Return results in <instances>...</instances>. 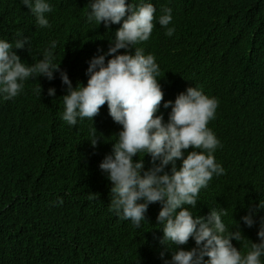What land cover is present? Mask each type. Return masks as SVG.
I'll return each mask as SVG.
<instances>
[{
	"label": "clouds",
	"instance_id": "9594fccd",
	"mask_svg": "<svg viewBox=\"0 0 264 264\" xmlns=\"http://www.w3.org/2000/svg\"><path fill=\"white\" fill-rule=\"evenodd\" d=\"M182 1L87 0L85 22L110 29L111 36L87 61L85 82L74 85L85 54L78 61L71 56L72 31L54 17L56 1L0 0V115L9 116L25 91L41 88H48L49 97L64 89L53 120L65 129L79 119L92 121L105 105L115 123L113 130L102 129L111 147L96 146L103 136L91 126L84 151L95 191L85 198L99 196L120 224L157 246L145 256L147 264H264V174L252 183L243 178L244 152L214 151L219 141L210 129L216 99L241 93L213 69L203 83L220 77L219 88L206 89L215 96L193 81L164 88L154 56L139 43L156 24L172 35L171 9ZM184 44L193 46L194 39ZM233 72L240 73L239 67ZM137 153L146 157L144 164L133 159ZM65 191L30 188V197L0 209V255L11 254L7 240L19 233L30 253L58 264L67 252L85 248L105 249L114 261L131 263L126 253H136L134 244H123L104 226L94 228V212L77 208L74 192Z\"/></svg>",
	"mask_w": 264,
	"mask_h": 264
},
{
	"label": "trees",
	"instance_id": "16d2710c",
	"mask_svg": "<svg viewBox=\"0 0 264 264\" xmlns=\"http://www.w3.org/2000/svg\"><path fill=\"white\" fill-rule=\"evenodd\" d=\"M55 1L53 15L67 31H72L69 50L76 61L88 52L96 55L97 47L105 49L111 30L85 22L87 0ZM197 2L194 14L181 6L173 7L171 11L178 19L188 24L177 37H168L156 24L144 51L154 56L159 67L156 79L164 88L193 81L201 91L215 96L214 91L203 88L204 79L214 70L224 76V84H231L236 93H241L232 98L220 96L210 129L219 141L214 151L244 152L241 174L252 183L255 175L264 174V0ZM203 7L210 8L199 11ZM186 38L194 39L193 46L184 44ZM236 67L240 73L233 72ZM85 69L79 70L74 85L85 82ZM47 89L25 91L9 116L0 115V209L15 205L22 197H30L26 193L30 188L49 187L64 192L71 189L78 200L77 208L94 212L95 222L101 220L108 233L113 231L123 244H134L136 253L130 256L129 251L126 253L129 264H147L145 256L155 252L157 246H147L148 238L141 242L134 230L120 224L112 217L114 211L99 196L85 198V194H92L95 189L84 151L85 145H89L91 126L103 136L96 146L108 150L111 147L107 146L110 143L104 140L102 132V129L113 130L110 124H105L112 121L106 106H100L92 121L79 119L72 129H65L53 120L56 105L60 111L64 89H56L52 97L46 95ZM248 147L250 150H246ZM240 148L245 150H237ZM133 159H142L143 164L147 160L140 153ZM55 196L68 203L63 193ZM218 197H223L221 192ZM76 204L71 202V206ZM245 210L246 207L233 220L240 221ZM25 242L19 233L8 239L12 252L8 256L0 255V264L59 263L58 259H43L37 253H30ZM65 252L60 256H65ZM67 254L64 264H120L105 249L98 253L85 248L81 253Z\"/></svg>",
	"mask_w": 264,
	"mask_h": 264
},
{
	"label": "bare ground",
	"instance_id": "6f19581e",
	"mask_svg": "<svg viewBox=\"0 0 264 264\" xmlns=\"http://www.w3.org/2000/svg\"><path fill=\"white\" fill-rule=\"evenodd\" d=\"M198 2H197V0H183L182 1V3H181V7L182 6H189L190 8H189V12L190 13H196V6H198ZM210 7H203V8H201L199 11H201V10H208ZM153 14H161V12L160 13H158V12H154ZM171 17H172V19H171V21H170V23H169V25L167 26V27H172L173 29H174V31H173V33H172V35H167L168 37H177L178 36V34H179V31L180 30H182L187 24H188V22H185V21H183V20H179L178 19V17L176 16V14H173L172 12H171ZM160 26V25H159ZM154 28L155 27H153L152 28V30H151V33H150V35H149V37H148V39L150 38V36L152 35V33H153V31H154ZM160 28L162 29V30H164L165 31V28L164 27H161L160 26ZM147 39V40H148ZM147 40H145V41H142V42H139L140 43V45H141V47L142 48H145V42L147 41ZM97 48H99V47H97ZM96 48V49H97ZM146 54H148V53H146ZM94 54H92V55H90L89 53H85V58L83 59V60H80L79 61V63H82V67H87V61L93 56ZM216 72H218V71H216ZM219 82H220V77L219 76H216V78L214 79V80H212V81H210V82H208V83H206L205 85H204V87L203 88H206V89H213V88H219L220 87V84H219ZM217 100V102L219 101L218 99H216ZM215 110H217V108L215 109ZM105 124H110V125H114L115 123L113 122V121H110V122H108V123H105ZM105 140V139H104ZM104 150V149H103ZM105 153L104 152H102V153H100V155H104ZM213 155H214V153H212ZM85 190V189H84ZM102 226H105V225H103L102 223H96V224H94V228H96V227H102ZM157 242V241H156Z\"/></svg>",
	"mask_w": 264,
	"mask_h": 264
}]
</instances>
